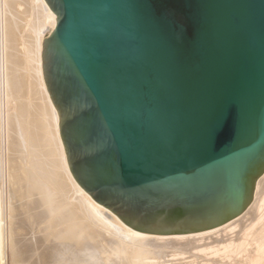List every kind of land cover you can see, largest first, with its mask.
<instances>
[{
  "label": "water",
  "instance_id": "water-1",
  "mask_svg": "<svg viewBox=\"0 0 264 264\" xmlns=\"http://www.w3.org/2000/svg\"><path fill=\"white\" fill-rule=\"evenodd\" d=\"M45 1L43 75L78 184L142 233L243 213L264 173V0ZM106 121L146 151L122 186L87 175Z\"/></svg>",
  "mask_w": 264,
  "mask_h": 264
},
{
  "label": "bare ground",
  "instance_id": "bare-ground-1",
  "mask_svg": "<svg viewBox=\"0 0 264 264\" xmlns=\"http://www.w3.org/2000/svg\"><path fill=\"white\" fill-rule=\"evenodd\" d=\"M56 21L45 0H0V264H264V173L243 213L186 234L136 231L78 184L42 68Z\"/></svg>",
  "mask_w": 264,
  "mask_h": 264
},
{
  "label": "snow or ice",
  "instance_id": "snow-or-ice-1",
  "mask_svg": "<svg viewBox=\"0 0 264 264\" xmlns=\"http://www.w3.org/2000/svg\"><path fill=\"white\" fill-rule=\"evenodd\" d=\"M103 132L105 140L96 146L98 155L87 161V175L96 181L122 186L125 167L143 165L147 161L146 151L134 140L119 137L110 122H105ZM110 141L115 147L111 153L104 152V144Z\"/></svg>",
  "mask_w": 264,
  "mask_h": 264
},
{
  "label": "rangeland",
  "instance_id": "rangeland-1",
  "mask_svg": "<svg viewBox=\"0 0 264 264\" xmlns=\"http://www.w3.org/2000/svg\"><path fill=\"white\" fill-rule=\"evenodd\" d=\"M11 188H12L11 185H8V191L12 192V189H11ZM14 200H15V199H13V203L16 202V201H14ZM105 217H106V216H105ZM106 219H107V220H110V218H107V217H106ZM10 261H11V257H10V259L8 260V263L11 264L12 261H11V262H10Z\"/></svg>",
  "mask_w": 264,
  "mask_h": 264
}]
</instances>
